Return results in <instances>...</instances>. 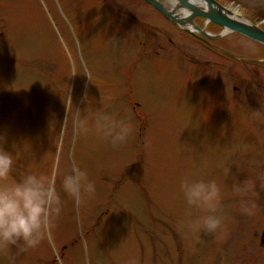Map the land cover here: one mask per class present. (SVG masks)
<instances>
[{
	"label": "rangeland",
	"instance_id": "1",
	"mask_svg": "<svg viewBox=\"0 0 264 264\" xmlns=\"http://www.w3.org/2000/svg\"><path fill=\"white\" fill-rule=\"evenodd\" d=\"M219 1L264 29V0ZM208 39L144 0H0L9 179L54 172L62 199L41 244L10 246L0 264H264V44L238 32ZM100 114L131 124L121 147L96 132ZM74 165L96 188L79 208L61 186ZM186 178L216 181L223 238L188 230L209 213L187 205ZM247 182L252 190L234 191Z\"/></svg>",
	"mask_w": 264,
	"mask_h": 264
},
{
	"label": "clouds",
	"instance_id": "2",
	"mask_svg": "<svg viewBox=\"0 0 264 264\" xmlns=\"http://www.w3.org/2000/svg\"><path fill=\"white\" fill-rule=\"evenodd\" d=\"M63 102L70 114L73 103L71 96L68 103ZM78 126L85 133L89 131L87 118L79 121ZM95 130L102 139L110 141L113 148H119L127 142L132 127L130 123L100 114L95 121ZM12 169V155L0 146V252L14 246L17 254H21L37 248L45 239L52 226V217L59 216L62 210V199L56 188V173L48 176L28 174L21 181L14 182L9 179ZM224 171L227 175L230 170ZM61 186L77 208L94 198L96 193L95 184L89 180L87 172L75 165L69 174L63 176ZM253 187L251 182H247L243 187L234 186V191L244 193ZM180 190L190 208L209 213L198 220L189 221L186 225L188 230L196 232L203 229L217 239L223 238L227 230L224 217L216 215L222 211L220 188L216 181L186 178L181 182ZM256 207L254 203L241 201V210L248 216L255 215ZM184 227L180 225L181 229ZM129 264H136V261L131 260Z\"/></svg>",
	"mask_w": 264,
	"mask_h": 264
},
{
	"label": "water",
	"instance_id": "3",
	"mask_svg": "<svg viewBox=\"0 0 264 264\" xmlns=\"http://www.w3.org/2000/svg\"><path fill=\"white\" fill-rule=\"evenodd\" d=\"M158 10L169 21L184 30L197 34L200 32L207 37H220L226 32H238L255 41L264 44V29L245 18H239L231 9L219 0H172L175 5L169 7L168 0H144ZM204 17L207 22H213L224 29L220 34H211L195 22L196 17ZM261 244L264 245V231L261 236Z\"/></svg>",
	"mask_w": 264,
	"mask_h": 264
},
{
	"label": "bare ground",
	"instance_id": "4",
	"mask_svg": "<svg viewBox=\"0 0 264 264\" xmlns=\"http://www.w3.org/2000/svg\"><path fill=\"white\" fill-rule=\"evenodd\" d=\"M175 3H176L175 1H172V0H171V7L174 6ZM231 11L233 12V14H234L235 16H237V17H239V18H242V19L244 18V17L240 16L238 6H236V5H232V6H231Z\"/></svg>",
	"mask_w": 264,
	"mask_h": 264
},
{
	"label": "flooded vegetation",
	"instance_id": "5",
	"mask_svg": "<svg viewBox=\"0 0 264 264\" xmlns=\"http://www.w3.org/2000/svg\"><path fill=\"white\" fill-rule=\"evenodd\" d=\"M193 35V34H192ZM195 37H197L199 40H201V41H206V42H208V37H206V36H204V35H202L201 33H199V34H195L194 35Z\"/></svg>",
	"mask_w": 264,
	"mask_h": 264
}]
</instances>
